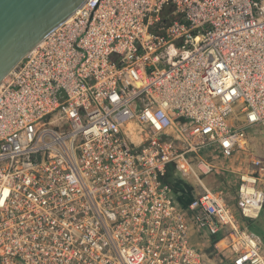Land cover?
<instances>
[{
	"label": "built area",
	"instance_id": "2783aa9c",
	"mask_svg": "<svg viewBox=\"0 0 264 264\" xmlns=\"http://www.w3.org/2000/svg\"><path fill=\"white\" fill-rule=\"evenodd\" d=\"M262 122L264 0H87L0 85V264H264V159L202 180Z\"/></svg>",
	"mask_w": 264,
	"mask_h": 264
},
{
	"label": "water",
	"instance_id": "95a60500",
	"mask_svg": "<svg viewBox=\"0 0 264 264\" xmlns=\"http://www.w3.org/2000/svg\"><path fill=\"white\" fill-rule=\"evenodd\" d=\"M87 0H0V85Z\"/></svg>",
	"mask_w": 264,
	"mask_h": 264
},
{
	"label": "rangeland",
	"instance_id": "374dc122",
	"mask_svg": "<svg viewBox=\"0 0 264 264\" xmlns=\"http://www.w3.org/2000/svg\"><path fill=\"white\" fill-rule=\"evenodd\" d=\"M240 120L242 121V118H240ZM233 122L235 125H238L236 120ZM253 157L264 159V122L249 128L247 133V143L244 150L236 151L229 157V159L218 155L216 158L217 166L219 167L217 172L203 176L202 180L206 186L210 188H225L228 191L229 201H231V204L234 206L239 176L242 172L248 169L250 160ZM179 174L183 177L180 172ZM189 183L193 187L195 186V190L201 189L198 182H194L193 180L192 182L189 181ZM245 222L248 228L250 229L251 227V230L254 232H263L264 211L257 220H245ZM259 237L260 239L264 238L261 235Z\"/></svg>",
	"mask_w": 264,
	"mask_h": 264
},
{
	"label": "trees",
	"instance_id": "16d2710c",
	"mask_svg": "<svg viewBox=\"0 0 264 264\" xmlns=\"http://www.w3.org/2000/svg\"><path fill=\"white\" fill-rule=\"evenodd\" d=\"M172 11H173V6H170L169 9L166 11V14H167V12L172 13ZM169 18H172V17H169ZM166 180L171 184V186L175 192L177 202L179 203V205L187 206L192 201V199L194 197V194H193L194 188L189 183V181L186 178L182 177L179 174V172L174 168L173 165H170L168 168ZM250 230H251V227H250ZM256 234L264 237V229H263V232L258 231ZM263 240H264V238H263Z\"/></svg>",
	"mask_w": 264,
	"mask_h": 264
},
{
	"label": "bare ground",
	"instance_id": "6f19581e",
	"mask_svg": "<svg viewBox=\"0 0 264 264\" xmlns=\"http://www.w3.org/2000/svg\"><path fill=\"white\" fill-rule=\"evenodd\" d=\"M169 7H170V6H169ZM240 118H242V121L244 120V116H241ZM263 211H264V209H263ZM263 211H262V212H263ZM262 212H261V213H262ZM260 215H261V214H260ZM259 217H260V216H259ZM259 217H258V218H259ZM258 218H257V219H258ZM257 219H255V220H257Z\"/></svg>",
	"mask_w": 264,
	"mask_h": 264
},
{
	"label": "crops",
	"instance_id": "0c3cea01",
	"mask_svg": "<svg viewBox=\"0 0 264 264\" xmlns=\"http://www.w3.org/2000/svg\"><path fill=\"white\" fill-rule=\"evenodd\" d=\"M244 149H245V148H244ZM244 149H243V150H244ZM228 159H229V158H228ZM232 165H233V164H232ZM234 202H235V205H234V206L236 207V201H234Z\"/></svg>",
	"mask_w": 264,
	"mask_h": 264
}]
</instances>
